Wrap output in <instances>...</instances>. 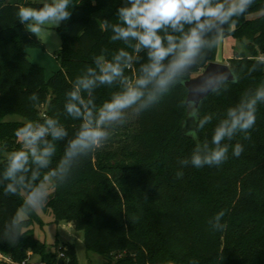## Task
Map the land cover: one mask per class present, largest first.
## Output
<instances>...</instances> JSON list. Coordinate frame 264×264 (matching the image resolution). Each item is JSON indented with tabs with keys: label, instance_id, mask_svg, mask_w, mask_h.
Instances as JSON below:
<instances>
[{
	"label": "trees",
	"instance_id": "obj_1",
	"mask_svg": "<svg viewBox=\"0 0 264 264\" xmlns=\"http://www.w3.org/2000/svg\"><path fill=\"white\" fill-rule=\"evenodd\" d=\"M123 3L73 0L71 18L57 28L62 39L60 69L47 78L45 70L30 61L29 53L44 49L43 41L16 17L18 6L33 5L29 0H0V256L21 263L31 251L46 264H61L46 243L30 239L25 232L15 245L2 236L23 202L22 193L5 194L2 171L6 166L3 154L19 147L14 133L24 123L4 119L19 115L28 122L45 115L57 117L70 139L79 121L64 111L65 92L93 64L94 56L103 53L111 59L120 48L132 53L122 41H110L111 29L101 28L104 20L117 22ZM261 6L264 0H256L235 31L226 33L244 47L229 62L236 81L223 83L210 94L200 104L196 119L186 104L184 82L216 62L218 47L156 106L138 114L134 131H128L129 124L122 126L120 149L104 144L83 160L69 183L54 188L45 208L51 209L57 223H73L76 231L83 232L87 250L103 255L106 264H264V103L258 104L256 123L247 134L238 133L225 141L244 146L239 158L232 156L230 147L228 160L219 167L180 164L195 147L197 141L185 133L199 118L213 117L198 133L199 142H210L227 108L264 85V63H259V57H264ZM145 62L146 52H141L125 75L132 76ZM121 88L119 81L98 86L95 102L102 104ZM33 92L38 95L36 102L29 99ZM65 145L66 141L57 142L52 167ZM177 172L183 175L177 177ZM221 210H227L221 220L226 227L215 230L209 221ZM36 220L31 214L23 230ZM178 242L185 248L176 249ZM63 250L69 264H79L75 245L70 243ZM122 252L133 255L116 260L115 255Z\"/></svg>",
	"mask_w": 264,
	"mask_h": 264
},
{
	"label": "clouds",
	"instance_id": "obj_2",
	"mask_svg": "<svg viewBox=\"0 0 264 264\" xmlns=\"http://www.w3.org/2000/svg\"><path fill=\"white\" fill-rule=\"evenodd\" d=\"M255 4L256 0H124L116 13L117 22L104 20L101 28L111 29L110 41H122L132 53L120 48L111 59L103 53L94 56L93 64L86 67L65 92L64 111L79 121L74 135L68 139V129L60 119L47 115L15 130L19 147L6 152L2 181H7L5 194L23 193L24 199L4 227L3 238L15 245L24 234L23 226L30 215L46 205L49 187L69 183L83 160L102 147L116 128L124 126L130 113L138 115L152 109L182 84L194 68L207 60L208 52L220 46L226 33L235 31ZM73 7V0H39L36 7L18 6L16 17L28 32L38 36L46 26L59 27L68 21ZM259 10L264 13V6ZM141 52H146L147 62L141 63L132 76L125 75V70L133 67ZM229 79H232L230 74L220 71L207 73L194 90L203 96L217 91ZM117 81L122 88L97 105L94 90ZM29 99L36 102L38 95L33 92ZM262 103L264 85L227 108L210 142H199L198 133L213 117L199 118L196 126L185 133L197 141L195 147L190 157L182 159L180 164L195 168L219 167L228 160L230 147L232 156L239 158L244 146L241 143L229 145L225 141H231L238 133L247 134L253 128L257 106ZM189 106L192 118L196 119V101H189ZM59 141H66V145L63 155L52 167ZM182 175L177 172V177ZM226 211L221 210L209 221L213 229L226 227L221 223Z\"/></svg>",
	"mask_w": 264,
	"mask_h": 264
},
{
	"label": "rangeland",
	"instance_id": "obj_3",
	"mask_svg": "<svg viewBox=\"0 0 264 264\" xmlns=\"http://www.w3.org/2000/svg\"><path fill=\"white\" fill-rule=\"evenodd\" d=\"M30 3L36 7L39 6V0H29ZM60 26V25H59ZM58 27L53 26H46L45 31L38 35L44 45V49H31L30 53V61L45 70V75L49 78L53 73L57 72L60 69V60L58 58L59 52L62 47V39L60 34L57 31ZM244 47L236 42L233 37H226L223 39L222 43L218 47V53L216 56V62L224 63L230 65V59H232L237 52L242 51ZM196 74L194 77L200 75ZM45 113V107L42 108V114ZM129 124L128 131H134V123L137 119V114L130 113L129 114ZM4 121L6 122H19V123H27V120L19 115H10L7 116ZM123 128L119 127L116 128L111 138L105 143L110 146L108 149L118 148L120 149L122 145L118 142L120 139V134ZM125 131V130H124ZM119 134V137L118 135ZM17 149V148H16ZM7 152V151H6ZM6 152L3 154L5 156ZM0 155L1 153V141H0ZM1 160V156H0ZM54 193V188L49 187V197L47 202L51 199ZM22 197L24 199V194L22 193ZM36 215V222L33 225L25 228L23 232H25L30 239H38L51 248L52 252L56 253L59 257L60 254L64 253V247L68 244H73L76 247V252L79 260V264H106L105 257L96 252H90L87 250L85 243H84V233L80 231H76L74 228L73 223L67 222H60L57 223L55 221L53 212L51 209H46L45 206L38 210L37 212L33 213ZM33 231V233H32ZM176 249L179 248L182 250L184 245L182 243H176ZM185 248V247H184ZM185 251V250H183ZM179 252V251H178ZM129 255H133L130 252H122L115 255V259H121L123 257H127ZM69 261V259H68ZM0 263L1 264H46L42 262V259L34 255L31 251L27 254V259L21 263L15 262L7 257L0 256Z\"/></svg>",
	"mask_w": 264,
	"mask_h": 264
},
{
	"label": "water",
	"instance_id": "obj_4",
	"mask_svg": "<svg viewBox=\"0 0 264 264\" xmlns=\"http://www.w3.org/2000/svg\"><path fill=\"white\" fill-rule=\"evenodd\" d=\"M216 71H220L224 74H230L232 79L226 80L223 83H232L236 81V77L234 72L232 71L231 67L228 64H224V63H218V62H210L206 68L203 70V72L194 77L191 78L187 81L184 82V86L187 89V99H186V104L189 110V113L192 112V108L189 106V101H196V107L199 108L200 104L213 92H209L206 95L200 96L195 92V88L200 85L202 78L205 76V74L207 73H212V72H216ZM223 83L219 86V88L217 89L220 90L223 86ZM61 264H63V261L60 262Z\"/></svg>",
	"mask_w": 264,
	"mask_h": 264
},
{
	"label": "built area",
	"instance_id": "obj_5",
	"mask_svg": "<svg viewBox=\"0 0 264 264\" xmlns=\"http://www.w3.org/2000/svg\"><path fill=\"white\" fill-rule=\"evenodd\" d=\"M259 59H260L261 61H264V57H263V56L259 57ZM59 259H60L61 261H63V264H69V261H68V259H67L65 253L60 254Z\"/></svg>",
	"mask_w": 264,
	"mask_h": 264
},
{
	"label": "crops",
	"instance_id": "obj_6",
	"mask_svg": "<svg viewBox=\"0 0 264 264\" xmlns=\"http://www.w3.org/2000/svg\"><path fill=\"white\" fill-rule=\"evenodd\" d=\"M1 156V155H0Z\"/></svg>",
	"mask_w": 264,
	"mask_h": 264
}]
</instances>
